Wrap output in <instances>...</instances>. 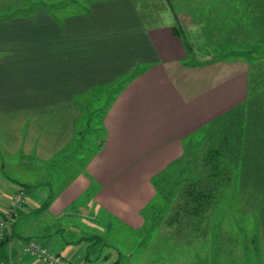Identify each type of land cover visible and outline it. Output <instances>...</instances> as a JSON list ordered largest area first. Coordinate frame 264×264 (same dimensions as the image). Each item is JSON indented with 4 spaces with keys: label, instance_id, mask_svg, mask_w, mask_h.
I'll list each match as a JSON object with an SVG mask.
<instances>
[{
    "label": "crops",
    "instance_id": "1",
    "mask_svg": "<svg viewBox=\"0 0 264 264\" xmlns=\"http://www.w3.org/2000/svg\"><path fill=\"white\" fill-rule=\"evenodd\" d=\"M59 14L40 8L0 21V217L16 191L27 196L0 258L42 264L22 252L38 239L77 264L134 262L104 238L89 208L143 229L154 178L183 159L188 137L244 100L246 79L238 64L198 66L187 38L174 34L172 0H91ZM99 90L100 147L62 181L52 165L75 149L81 101Z\"/></svg>",
    "mask_w": 264,
    "mask_h": 264
},
{
    "label": "rangeland",
    "instance_id": "2",
    "mask_svg": "<svg viewBox=\"0 0 264 264\" xmlns=\"http://www.w3.org/2000/svg\"><path fill=\"white\" fill-rule=\"evenodd\" d=\"M90 1L0 0V18H30L40 8L57 14L82 12ZM172 3L180 18L178 29L187 38L198 66L217 62L238 64L237 72L246 79L244 100L227 110L240 106L239 115L231 122L233 128L223 130L227 123H219L216 128L221 135L227 134L226 162H238V167L233 177L224 172V186L218 191L216 184V194L207 198L209 203L200 208L203 211L189 214L182 206L178 207L184 179L201 172L193 168L194 164L200 166L198 160L205 150L201 129L222 117L221 114L183 142L184 160L154 178L158 195L145 211L147 222L143 229L134 231L108 215L97 216L100 214L91 207L89 212L101 221L98 228L109 243L119 244L121 252L124 248L125 253L129 251L136 256L134 262L127 258L126 264H264V0H172ZM102 91L81 101L84 117L77 128V145L52 165L59 170L57 177H62V181L71 176L72 162H86L100 147L103 138L100 109L105 104L98 99ZM11 171L15 174V167ZM204 185L207 189V182ZM75 208L81 209V205ZM177 208L182 212L178 218L181 221L172 226L168 219ZM179 241L188 244H176ZM23 258L32 261L25 254ZM0 262L6 264L3 257Z\"/></svg>",
    "mask_w": 264,
    "mask_h": 264
},
{
    "label": "trees",
    "instance_id": "3",
    "mask_svg": "<svg viewBox=\"0 0 264 264\" xmlns=\"http://www.w3.org/2000/svg\"><path fill=\"white\" fill-rule=\"evenodd\" d=\"M15 17H21V16H15ZM7 18L8 16L2 17L0 18V21L7 19ZM10 18L12 17H9L8 19ZM174 34L179 37H182L181 32L178 28L174 29ZM186 47L191 51V48L189 45L188 46L186 45ZM137 73L139 72H136V74ZM239 111H240V106L230 111H227L225 114H223L222 117L214 119L212 122H210L209 124H207L205 127L201 129L203 133V142H204L203 146L205 150L204 152H202L203 154L199 158L200 161L198 160V163H200V166L195 165V164L193 165V168L196 167V169H200L201 172L199 174L195 173L193 175V178H185L184 186L182 189H180L179 194H178V196L180 197V198L178 197V199L180 200L179 202L180 205L178 204V207L182 206V208L185 211L189 212V214L191 213L197 214L199 210L203 211L200 208L203 207L205 204L209 203L207 201V198L216 194V186H217L216 184H218V189H217L218 191H220V188L224 186L223 184H224L225 179L222 178L224 175V172H227L228 174L232 176L234 174L236 167H238L237 165L238 162L236 163L234 162V164L226 162V160L228 159V158L226 159L228 149H226V146L224 145L226 144L224 143V140H226L227 134L225 136L221 135L219 131H216V128L219 123H227V125L223 126L224 129L223 128L222 129L225 130L226 132L228 131L229 127L232 129L233 127L231 125V122H233L236 119V116L239 115L238 113ZM245 127H246V124L244 122V128ZM81 132H80V135H81ZM244 133H245V130H244ZM239 158H240V155L236 157V161ZM205 182H207L208 184V186H206L207 189L205 188V185H204ZM49 203H50V199L46 202L45 207H47ZM181 213H182L181 209L177 208L176 211L174 212V215L170 216V219H168V224L173 226L179 223L181 221V218L180 219L178 218L180 215H182Z\"/></svg>",
    "mask_w": 264,
    "mask_h": 264
},
{
    "label": "built area",
    "instance_id": "4",
    "mask_svg": "<svg viewBox=\"0 0 264 264\" xmlns=\"http://www.w3.org/2000/svg\"><path fill=\"white\" fill-rule=\"evenodd\" d=\"M26 198V192L23 189L16 191L13 201L6 208L5 214L0 217V240L10 230V222L18 216L20 209L26 205ZM22 252L31 260L41 262L42 264H77L73 260L52 251L47 243L38 239L27 241L23 246ZM0 264H4V262H0Z\"/></svg>",
    "mask_w": 264,
    "mask_h": 264
}]
</instances>
